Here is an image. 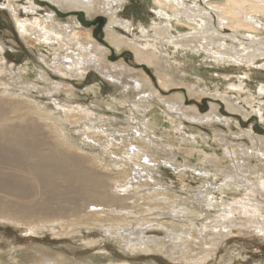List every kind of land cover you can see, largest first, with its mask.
Returning a JSON list of instances; mask_svg holds the SVG:
<instances>
[{
	"label": "rangeland",
	"instance_id": "1",
	"mask_svg": "<svg viewBox=\"0 0 264 264\" xmlns=\"http://www.w3.org/2000/svg\"><path fill=\"white\" fill-rule=\"evenodd\" d=\"M32 1L0 0V47L3 46L0 56L7 59L8 70L0 76V84L5 81L17 87L9 90L13 93L6 92L5 87L1 88L0 98L2 96V99L10 101L13 109L19 108L15 111L35 116L37 114L31 110L33 105L28 100L29 97L35 102L43 101L47 109L53 107L51 99L55 98L62 101L61 104L84 106V110L86 108L85 111L89 114L94 111L93 116L87 115V123L82 121L80 124L85 123L93 129L87 132L101 133L103 140L106 138L110 142L116 141L119 145V148H115V151L119 152L117 156L104 151L105 140L96 144L86 137V142L91 145L88 144V148L87 145L77 146L65 138L60 123L46 120L45 116L40 118L47 125L43 139L59 152L87 156L85 165L91 171L104 174L107 172L109 176L115 177H109V184L122 179L125 175L123 171L127 170V180L123 185H129L132 180L136 186L143 185L138 190L135 187L131 194L154 193L160 187L158 192L169 193L182 199H132L129 203L143 204V213L139 210L138 216H135L132 209H127L128 212H125V209L117 211L116 207L109 209V212H114L117 217L122 215L138 218L139 221L128 224L122 230L117 228L116 223H111L109 227L106 226L107 223L93 228L85 225L69 226L79 217L80 211L75 210L82 203V200L75 201V197L70 198L65 207L71 211L63 216L58 215L59 219L56 217L58 228L51 224L48 227L44 223V217L35 214L26 215L19 221L22 224L44 223L49 229H36V233L30 234L25 232L27 227L0 221V264H34L37 262L38 250L65 256L76 264H264V233L256 229V220L253 219H264V191L260 192L257 185L264 182V49L251 51L258 55L249 59L240 60L234 55L236 49H243L245 45H257L236 30L219 25V16L212 3L221 0H187L189 7L194 8L197 13L204 12L203 16L210 18L204 19L213 23L214 31L209 34H214L218 44L215 46L227 52L221 57L213 51L199 48L203 39L199 34L203 30L200 29L198 20L202 17L186 16L184 6H178L181 14L166 7L167 13L162 15L156 0H102L108 4L105 8L100 5V0H95L92 6L86 4L87 6L80 7H63L54 0H35V5ZM16 18L22 22L29 21L26 22L27 35L20 33ZM191 24L197 27H191ZM44 25L50 29L48 31L53 32L56 39L49 37L48 40V36L41 34V30L46 29ZM67 29H71V33L72 29L73 32H80L85 39V35L89 34L100 43L106 52L102 55L107 58L104 63L109 65L111 70L114 68L112 71L117 77L128 79H125L126 90L124 85L120 86L118 82L106 79L94 67L87 68L85 75H80L81 69H77L76 65L74 67V62L81 58L80 54L85 51L80 45H74L75 47L72 46L69 50L71 45L65 43L63 36L58 34L66 32ZM156 30L163 35H159ZM261 38H264V35ZM57 39L61 41L58 42ZM137 49L152 54L154 63L139 57ZM164 49H167L179 66L174 62L162 60ZM57 53H61V60L58 61L61 62L62 73L61 69L60 72L57 69ZM130 74L132 77L143 75L150 78L154 86L152 88L156 90L155 95L149 99L144 98V102L143 95H138V91L132 86H129V89ZM19 78L35 86L29 88L32 89L31 96H23L19 92V87L25 85ZM3 89L7 94L11 93V96L3 94ZM125 95H128V98ZM174 96L182 98L185 109L197 108L202 117L201 121L191 118L193 110L189 113L191 116L181 110H175L166 101L171 98L170 102H174ZM138 103L140 109L137 111V108L133 107L135 104L138 106ZM147 105L156 110L155 125L145 117L144 113L153 112L147 110ZM42 113L46 115L44 110ZM165 113H168V116ZM89 116L91 120L87 121ZM98 125L99 128L94 127ZM112 128L119 132H116L113 138L110 135ZM83 131L81 129V132ZM73 134L77 138L79 133L75 131L71 137ZM123 136L124 143L134 141V145L122 147ZM79 138L84 139L81 136ZM168 144L174 145L172 149L168 148ZM152 146H160L162 149ZM131 148L139 153L135 162L124 155V152ZM99 150H103L101 153L109 157H102L101 162L97 163L93 156L98 157L99 154L95 152ZM168 150L175 153L169 154ZM186 152L195 155L192 162L184 159L188 156ZM114 158L122 161L126 158L128 164L113 169L117 163L112 161ZM107 164L111 166L105 168ZM138 164L146 166L144 168ZM136 171L140 180L134 179ZM150 187H153L152 190ZM117 188L118 186H115V189ZM162 189L164 191H161ZM200 192L203 195L196 196ZM7 198L11 199V196L7 195ZM157 200L167 208L153 209L152 214L146 213L145 210L150 206L144 205H147L148 201ZM243 203L244 207L241 206ZM90 208L96 210L93 206ZM81 213L85 212L81 210ZM231 219L235 225H230ZM61 220H66L64 227H69L67 229L72 233L60 226ZM112 226L116 227L117 231ZM132 229L143 238L141 244H127L126 236L131 234ZM123 230L129 232L124 233ZM181 238L188 241L187 249L182 247L185 243Z\"/></svg>",
	"mask_w": 264,
	"mask_h": 264
},
{
	"label": "bare ground",
	"instance_id": "2",
	"mask_svg": "<svg viewBox=\"0 0 264 264\" xmlns=\"http://www.w3.org/2000/svg\"><path fill=\"white\" fill-rule=\"evenodd\" d=\"M54 1L59 2V4H61L63 7H67L70 5L72 7L73 6L80 7V6H87V5L92 6L95 3V0H54ZM156 2L159 5L158 9L162 15L167 13L166 7H170L171 10L180 13L178 6H184V8H185L184 14L186 16H189L191 18H200V16H201L202 17L201 19H199V20L197 19L198 23H200V29L203 30L199 34L201 36V39L203 37V39L201 40V46L199 48H202V49L205 48L208 51H213L215 54H219L220 57L222 55L227 54L225 49L220 48L219 46H215V45H218L216 43V38H214L213 33L209 34L210 32L214 31V28L212 27L213 23L204 19L205 17L208 20L210 19L209 17H207L205 15L203 16L204 12L197 13V11H195L194 8H191L188 6L187 0H156ZM32 3L35 5L36 1L33 0ZM101 4L103 5L102 7H104V8L106 5H108L107 2L100 0V5ZM212 7L216 10V12L219 16V25L220 26H226V27H230V28L236 30V32H238L244 36L249 37L251 39V42H255L257 45L255 47H253V46L247 47L245 45V48H243V49H236V51L234 53L235 56H238L240 58V60L249 59V58L253 57L254 55H258V53H253L251 51H254V50L259 51V50L264 49V38H261L264 35V0H221V2L212 3ZM15 15L17 16L18 14H15ZM211 18H212V16H211ZM51 20H54V19L51 18ZM213 20H214V18H213ZM16 21L18 23L19 30H21L20 33H22L23 35H27L26 34L27 33L26 25L28 23H26V22H29V21H23L22 22L18 18H16ZM45 21H47V20H45ZM32 23H34V22H32ZM191 27L195 28V27H197V25L191 24ZM44 28L47 29V30L46 29L41 30V34L44 37L48 36V40H49V37H51L50 39H54L56 37L53 34V32L48 31L49 28L46 27V25H44ZM69 28H70V26H69ZM70 31H71V29L70 30L67 29L66 32H64V33L58 32V34H59V36H63L64 40L66 41L65 43L71 45L70 47L68 46L69 50L74 45H77V46L80 45V47L82 49H84L85 52L83 51L84 53L80 54L81 58H79L77 61L74 62V67L76 65L77 69H79V70L81 69L79 72L81 76L85 75V73H86L85 70L87 68L94 67V68H97V70H99L100 73H102L106 77V79H109V80L116 82V83L118 82V84H120V86L124 85V88L127 87V82H125V81H127L128 79L125 78V79H127V80H125L122 77H117L118 75L116 76L112 71L114 68H112V70H111L110 66L107 65L106 63H104V60L107 59V58H103V56L106 54V52L103 49V47L101 45H99L100 43L98 41L94 40V38L92 36H90L89 34L85 35V37H86V39H85L82 37L80 32H78V31L73 32V29H72V33ZM157 33L159 35H163L159 31H157ZM68 39L71 42H69ZM57 41H58V39H57ZM59 41H61V40H59ZM116 45H118V44H116ZM1 47H3V46H1ZM1 47H0V52L2 50ZM77 49H80V48L77 47ZM137 51H138L137 55L139 57L147 58L150 60V62L154 63V58H153L152 54H150L149 52L144 51V50L142 51V50L137 49ZM60 54L61 53H57L58 57L55 59L56 61L61 60V58L59 56ZM162 54H163V58H162L163 61H168V63L174 62V63H176L175 65L179 66V63L172 57V55L167 51V49L162 50ZM219 56H218V58H219ZM224 58H222V59H224ZM64 60H65V56H64ZM219 60H220V58H219ZM6 61H7V59H5V57L0 56V65H2V66H0V76L3 75V73H5L6 71H8L7 67H6V63H7ZM59 61L57 62L58 72H60L59 70L61 69V67H60L61 62H59ZM55 65H56V63H55ZM69 65L73 66L72 64H69ZM66 68H69V67H66ZM127 68H129V67H127ZM163 68H167V66L166 67L164 66ZM115 69H116V67H115ZM121 69H123V68H121ZM121 69L119 70L120 72H121ZM62 70L63 69H61V73H62ZM132 74H130L131 77L129 79L131 80V82L129 83L128 87L132 86L135 90L138 91V95H143V99L144 98L147 99V97L149 99V98H151V96L155 95L154 94L155 89L152 88L153 84H152V80L150 78H147L146 76H143V75H137V76L132 77ZM127 75H124V76H127ZM21 81L25 85L21 84V85H24V87H19L21 90L19 92L21 94H23V96H25V95L27 97L31 96V90L32 89L30 90L29 88L35 87V86L32 84H28V82L24 79H20V82ZM3 87L6 88L5 89L6 92H11L9 90H13V89L17 88V87H14L13 85H11V83L4 81L2 84H0V93L2 92L1 88H3ZM130 87H129V89H130ZM125 90H126V88H125ZM147 90H148V92H147ZM6 92L3 89V94H7ZM15 92H16V90H15ZM43 92H45V91H43ZM11 93H13V92H11ZM48 93H50V91ZM129 93H128V95H131ZM51 94H53V93L51 92ZM15 95H16V97H18L17 94H15ZM128 95H125V96L127 97ZM156 95H157V93H156ZM159 95H161V94H159ZM10 96H9V98H11ZM21 98H23L22 95H21ZM24 98H26V97H24ZM145 99H144V102L146 101ZM167 99H166V101L169 102L175 110H181V111L185 112L187 115H190L189 114L190 111L193 110V112H192L193 115L192 116L190 115L191 118H194L197 121H201L200 119H202V117L200 116L198 109L194 108V107H192L190 109L188 108L189 110L185 109L183 106L184 102H183L181 97L174 96L172 98V99H174V102H170L171 98H169L168 100ZM28 100L33 105L32 106L33 108L31 107V110L35 111L37 116H35L34 114L29 115V114L17 112L15 110H18L19 108L13 109L11 106L12 104L9 103L10 101L8 102L7 99L5 100V98L2 99V96L0 98V221L12 222V223H15L16 225H21L23 228L27 227L26 228L27 231L25 229L24 230H25V232H29L30 234L36 233V229H38L39 231L49 229L48 227L50 226V224L55 225L58 228L59 224L56 223L58 221V220H55L56 217L58 215L63 216L67 212L71 211V210H67L65 207L70 202V200H71L70 198L75 197V201L82 200L81 201L82 203L75 210V211H78V210L80 211L79 217L77 218L76 222L71 223L69 226L81 227L82 225H85L86 227H90V228L92 227L93 228V227L101 226V224H104V223H107V225L105 224L106 226H108V225L111 226V223L112 224L116 223V224H118V225H116L117 228H121V230H122V228L127 226L128 224H131V223L133 224V222L139 221L138 218H129L130 216L129 217H125V216L122 217V215H121V217H117L113 214L114 212L113 213L109 212V209H113L116 207L118 209L117 211H119V209L120 210L125 209L124 210L125 212L126 211L128 212L127 209H132V210H134V213L136 216L137 214L139 215V212H140L139 210H142V213H143V207H142L143 204L140 203L141 204V206H140V204H138V203H136V204L129 203V201L132 199H137V200L141 201V199H149L150 200L152 197L153 198L172 199V200H176L177 198L178 199L181 198L179 196H174V195H171L169 193L158 192L160 187L157 188L158 189L157 192H154V193L147 192L146 194H139L142 192L141 191L139 193L137 192L139 195L134 194V193L131 194V191H133V189L135 187L138 190L139 187H142L143 185H137L138 186V188H137V186L133 180L129 183V185H127V186L123 185L127 180V174H128L127 170L123 171V172H125V175L122 177V179L115 180L113 182V184H109V181H108L109 177H110V179H112L114 176H112V177H111V175L109 176L108 174H106L107 172L104 174V173L91 171V169L85 165V161L87 162V160H85V159L88 158L87 156H84L81 154L74 156L73 154H70L69 152H65V151L59 152L53 146L49 145V143L45 139H43L45 134H46L45 131H46V127H47L46 123H43L40 119L43 116H45L46 120H53L54 123H60V125L62 127L61 130L64 132L65 138L73 141L74 144H77V146L81 145L82 147H86L85 145H87V148H88V146L91 144H90V142H86V140H87V139H85L86 137L91 138L93 141H95L94 143H96V142L102 143V141L105 140L103 142L104 143L103 146L105 148L104 151L107 154H108V152H110L111 154L117 156L119 154V152L115 151V148H119V145H118V143H115L116 141H113V140H112V142H110L109 139H106V138L103 140L102 135H100L101 133L98 134V133H96V131L95 132H93V131L87 132L90 129V127H88L89 125L87 126V124H85V123H87V122H85V120L88 118L87 115L93 116L95 113H94V111H91L92 113L89 114L87 111H85L86 108L84 110V106L74 107L73 104H66V103L61 104L62 101L57 100L55 98H52L51 102L54 105L52 108L47 109L45 107V103L43 101L35 102L30 97ZM134 103H136V102H134ZM153 103H154V101H153ZM49 105H50V102H49ZM9 107H11L12 109L11 108L9 109ZM139 107L140 106L138 103V106L135 104L133 108H137V111H138V109H140ZM146 108H147V110H150V111L152 110L150 108V105H147ZM42 110H44L46 112V115H43ZM152 111L153 112H151V113L148 112V113H144V114H145V117L147 118V120L150 123L154 124L156 122L155 120H156L157 115H156V110L155 111L152 110ZM82 113H84V115H81ZM165 114H163V115H165ZM166 115L168 116V113ZM90 116H89L90 119L87 121L91 120ZM82 121L85 122L84 125L80 124V123H82ZM153 124H152V126H153ZM75 125H79V126L75 127ZM90 126H92V125L90 124ZM102 126H104V125L102 124ZM94 127L99 128V125L94 126ZM81 129H83L84 131L81 132ZM104 129H105V127H104ZM85 130H86V132H85ZM94 130H96V129H94ZM75 131H78L80 136L84 137V139H83L84 141L82 140V138H79L80 137L79 134L77 135V138H75L74 134H73V137L75 139L73 137H71L72 133ZM100 132H102V131L100 130ZM110 132H111L110 135L112 136V138L115 137L116 132L119 133L118 131H115V129H113V128H112V130H110ZM103 133H104V131H103ZM124 136H123V138L119 137V138H122V142L125 139ZM108 137H109V134H108ZM109 138H111V137H109ZM115 140L119 141L118 138L117 139L115 138ZM88 141H89V139H88ZM163 143H165V142H163ZM132 144L134 145V141H131L127 144H126V142L125 143L123 142L122 147L125 148L126 146L128 147L129 145H132ZM141 145L144 147H146V146L148 147V145H145V144H141ZM70 146L71 145H69V147ZM167 146L169 149H172V147L174 145L168 144ZM110 147L114 148V149H110ZM152 147L162 149V147L160 148V146H152ZM148 149H150V148H148ZM117 150H119V149H117ZM94 151H95V149H94ZM102 151L99 150V152H95V153L99 154V156H101V157H99V156L97 157L96 155H95V157L93 156V159H95L97 161V163L101 162L102 157H105V158L109 157V156H106L105 153H101ZM158 151H160V150H158ZM167 152L169 154L175 153V152L169 151V150ZM235 153H237V150L235 151ZM149 154L152 155L151 153H149ZM169 154H167V155H169ZM186 154L188 156L184 157V159L186 161L192 162L195 155L191 152H186ZM124 155H127V157L130 158V160L135 162V158L139 155V153L137 151H135L134 148H131V150L130 149L126 150L124 152ZM91 156H92V154H91ZM115 159H117V158L112 159V161L113 160L115 162L117 161L116 166H114L113 169L118 168V167H123V164H125V165L128 164L126 162L127 161L126 158L124 161L118 160V159L115 160ZM139 159H140V157H139ZM149 159L150 158L147 159L148 163H149ZM204 159L208 160V158H204ZM211 160H213V159L211 158ZM215 164H216V162H215ZM110 166L111 165L107 164V166H105V168H109ZM138 166L144 167L146 165L145 164H138ZM239 168H240V166H239ZM142 172H144V171L142 170ZM139 173H141L140 170H139ZM232 176L236 177L235 175H232ZM138 177L140 178V176L137 175V171H136V174L134 175V179L138 178ZM139 178H138V180H140ZM149 185H150V183H149ZM257 185L260 187V188H258L260 190V192L261 191L263 192L264 191V182L258 183ZM115 186H118V188L115 189ZM254 186H255V184H254ZM252 187H253V185H252ZM152 188L150 187L151 190H152ZM253 188H255V187H253ZM114 189L116 191H118L119 193L114 191ZM161 191H164V189H162ZM7 195H10L11 199H8ZM201 195H203L202 192L196 194V196H201ZM76 198H77V200H76ZM172 200H170V201H172ZM62 201H64V203H61ZM168 203H169V201H168ZM166 205H168V204H166ZM244 205H245V203H243L241 206L244 207ZM247 205H249V204H247ZM250 205H252V204H250ZM92 206H93V208H96L95 211L91 210L90 207H92ZM144 206H148V207L150 206L148 209L145 210L146 213H150V214H152L151 212L153 209L163 210V209L167 208V206H165V204H163L162 202H159V200L154 201V202L148 201L147 205H144ZM257 206H258V204H257ZM81 210H82V212H85V213H81ZM116 213L118 214V212H116ZM129 213H131V212H129ZM29 214H35V215L43 216L44 219L46 220V222H44V223H45V225H48V227L44 226V223H42L41 225H38L35 223H30V224L23 223L22 224L19 220L23 219L26 215H29ZM256 214L258 215L259 213L256 212ZM59 216H58V219H59ZM8 217H11V219H9ZM49 217L52 219H50ZM253 219L256 220V222L254 224V226L257 227L256 229H259L261 231V233L262 232L264 233V219H263V221H258L259 218L257 219L256 217H253ZM146 222H148V221H146ZM61 223H62V224H60L61 227H64L67 224L66 220H61ZM229 223H230V225H235V223H233L232 219ZM44 228H46V229H44ZM67 228H69V227H64L63 229H65V231H67L68 233H72V232H69ZM112 228L115 231H117L116 227L112 226ZM127 230H128V227H127ZM127 230H123V232L124 233L129 232ZM130 230H131V228H130ZM260 231H258V232H260ZM118 232H120V231H118ZM126 238L128 240L127 244H134V243H138V244L140 243L141 244V242L143 241L142 240L143 238L140 236V234L137 231L134 232V230L131 232V234L128 237L126 236ZM181 241L185 243V245L183 244L182 247L184 249L185 248L187 249L186 245L188 244L187 243L188 241H185V239H183V238H181ZM138 244H136V245H138ZM180 245H182V244H180ZM130 246H132V245H130ZM36 252L38 253V256H36L37 262L34 264H76V263H74V261H71L70 259L66 258L65 256H60L57 254L53 255V254L45 252L43 250H38ZM86 264H91V263H86Z\"/></svg>",
	"mask_w": 264,
	"mask_h": 264
}]
</instances>
